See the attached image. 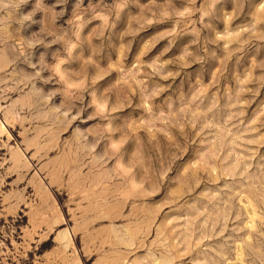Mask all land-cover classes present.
<instances>
[{
  "label": "rangeland",
  "instance_id": "rangeland-1",
  "mask_svg": "<svg viewBox=\"0 0 264 264\" xmlns=\"http://www.w3.org/2000/svg\"><path fill=\"white\" fill-rule=\"evenodd\" d=\"M0 264H264V0H0Z\"/></svg>",
  "mask_w": 264,
  "mask_h": 264
}]
</instances>
